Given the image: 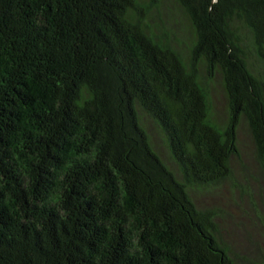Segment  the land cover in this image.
Here are the masks:
<instances>
[{
    "label": "trees",
    "instance_id": "16d2710c",
    "mask_svg": "<svg viewBox=\"0 0 264 264\" xmlns=\"http://www.w3.org/2000/svg\"><path fill=\"white\" fill-rule=\"evenodd\" d=\"M170 1L181 44L164 0H0V264H240L189 190L231 178L243 122L264 177V0Z\"/></svg>",
    "mask_w": 264,
    "mask_h": 264
},
{
    "label": "rangeland",
    "instance_id": "374dc122",
    "mask_svg": "<svg viewBox=\"0 0 264 264\" xmlns=\"http://www.w3.org/2000/svg\"><path fill=\"white\" fill-rule=\"evenodd\" d=\"M152 16L157 21L161 18L180 44L191 38L184 16L172 1L164 0L160 11L154 10ZM211 91L215 115L225 123L226 98L219 78L213 81ZM140 118L154 151L181 180L157 125L144 114L140 113ZM238 145L239 156L231 162V178L214 187L190 189L189 194L199 210L215 213L220 241L238 263L264 264V177L244 122L238 130Z\"/></svg>",
    "mask_w": 264,
    "mask_h": 264
}]
</instances>
